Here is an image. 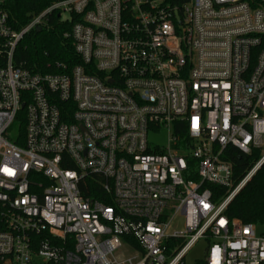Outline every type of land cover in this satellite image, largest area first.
<instances>
[{
  "label": "built area",
  "instance_id": "2783aa9c",
  "mask_svg": "<svg viewBox=\"0 0 264 264\" xmlns=\"http://www.w3.org/2000/svg\"><path fill=\"white\" fill-rule=\"evenodd\" d=\"M2 3L0 264H186L200 239L206 264H264L207 186L234 151L261 155L237 191L264 164V0H58L19 30ZM56 12L81 63L17 65Z\"/></svg>",
  "mask_w": 264,
  "mask_h": 264
},
{
  "label": "trees",
  "instance_id": "16d2710c",
  "mask_svg": "<svg viewBox=\"0 0 264 264\" xmlns=\"http://www.w3.org/2000/svg\"><path fill=\"white\" fill-rule=\"evenodd\" d=\"M56 1L58 0H3L1 6L8 12L12 27L19 30L35 15ZM58 13L50 15L48 26L41 32H32L20 42L15 55L17 65L43 73H58L62 65L70 69L81 63V59L75 52L73 40L65 36L66 31L71 30L76 17L71 16V19L63 20ZM183 136L185 138L186 134L184 133ZM156 151L159 150L156 149ZM260 156L259 151L251 155L234 151L230 158L233 164L231 186L207 185L212 190L214 201L218 203L223 201L245 178ZM228 205L227 215L230 219L252 222L260 229L264 228V164ZM199 264L206 263L201 260Z\"/></svg>",
  "mask_w": 264,
  "mask_h": 264
},
{
  "label": "rangeland",
  "instance_id": "374dc122",
  "mask_svg": "<svg viewBox=\"0 0 264 264\" xmlns=\"http://www.w3.org/2000/svg\"><path fill=\"white\" fill-rule=\"evenodd\" d=\"M71 15L69 13H63L61 18L65 19L70 17ZM169 130L166 127L161 128H155L151 129L149 131V142L152 147L155 146H167L168 144V138H169ZM264 138V137H263ZM264 143V139H263ZM239 187L233 188L229 195H232L235 193V195L238 193ZM179 222H182V218H180ZM261 232L264 231V228L260 230ZM209 243L207 239H200L197 243H195L194 247L190 250L188 255L186 256V264H199L201 260H205V257L207 256V249H208Z\"/></svg>",
  "mask_w": 264,
  "mask_h": 264
},
{
  "label": "water",
  "instance_id": "95a60500",
  "mask_svg": "<svg viewBox=\"0 0 264 264\" xmlns=\"http://www.w3.org/2000/svg\"><path fill=\"white\" fill-rule=\"evenodd\" d=\"M42 30H43L42 27H37L36 32H41Z\"/></svg>",
  "mask_w": 264,
  "mask_h": 264
}]
</instances>
